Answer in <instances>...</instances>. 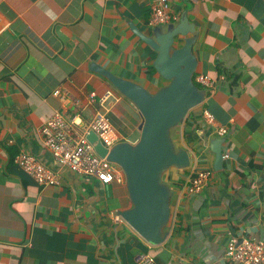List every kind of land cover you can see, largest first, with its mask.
Segmentation results:
<instances>
[{
  "label": "crops",
  "instance_id": "crops-1",
  "mask_svg": "<svg viewBox=\"0 0 264 264\" xmlns=\"http://www.w3.org/2000/svg\"><path fill=\"white\" fill-rule=\"evenodd\" d=\"M157 1L0 0V264H138L144 254L158 264H234L225 257L232 238L264 241V0H169L174 23L184 15L195 25L196 75L216 88L174 132L193 161L169 177L172 219L162 244L120 217L132 208L126 182L107 187L77 175L44 145L41 128L53 116L77 119L84 131L97 113L121 142L139 141V110L93 67L153 93L168 84L154 68L157 53L136 34H151ZM217 127L227 129L229 155L220 171L211 147ZM25 151L59 183L29 177L15 162ZM204 170L209 184L189 194V175Z\"/></svg>",
  "mask_w": 264,
  "mask_h": 264
},
{
  "label": "water",
  "instance_id": "water-1",
  "mask_svg": "<svg viewBox=\"0 0 264 264\" xmlns=\"http://www.w3.org/2000/svg\"><path fill=\"white\" fill-rule=\"evenodd\" d=\"M136 34L157 53L154 68L168 82L153 93L133 81L116 77L95 65L93 71L106 78L117 91L139 110L143 121L136 144L121 142L105 148L94 133L87 138L99 156L119 166L126 181L132 208L120 212L126 221L149 244H162L165 229L172 219L173 189L169 177H176L192 166V154L174 139L189 112L202 105L207 91L194 82L198 61L194 55L197 41L195 25L182 16L179 23L155 27L150 35ZM224 138L211 143L215 170L224 166Z\"/></svg>",
  "mask_w": 264,
  "mask_h": 264
},
{
  "label": "built area",
  "instance_id": "built-area-1",
  "mask_svg": "<svg viewBox=\"0 0 264 264\" xmlns=\"http://www.w3.org/2000/svg\"><path fill=\"white\" fill-rule=\"evenodd\" d=\"M177 18L173 15L169 0H158L152 6L150 27H157L174 23ZM194 82L203 87L207 93H213L216 88V81L206 75H196ZM56 97L68 100L72 104H78L71 99L69 91L57 90ZM108 95L100 99L103 103ZM91 102L96 101V94L89 95ZM205 120L210 125H215L214 116L208 112L203 113ZM69 123L61 115H55L49 119L41 128L44 138V145L50 151L54 161L62 168L71 172L93 179L102 186H110L114 182H125V175L122 169L116 164L110 163L106 158L99 156L95 149L96 144H92L87 136L94 133L102 145L111 150L121 142L118 131L112 125L106 114L97 113L84 131L76 128L81 125L77 119ZM216 134L223 138L227 134V129L217 127ZM229 159L228 154H224L223 160ZM15 162L23 171L31 177L39 186H52L59 183V176L41 163L37 157L30 152H22L15 159ZM212 172L210 170L195 171L188 177L187 192L191 195L200 192L209 184ZM120 220V219H118ZM225 257L234 264H264V241H253L251 239L232 238L226 249ZM138 264H158L155 259L144 254L139 257Z\"/></svg>",
  "mask_w": 264,
  "mask_h": 264
},
{
  "label": "clouds",
  "instance_id": "clouds-1",
  "mask_svg": "<svg viewBox=\"0 0 264 264\" xmlns=\"http://www.w3.org/2000/svg\"><path fill=\"white\" fill-rule=\"evenodd\" d=\"M195 76H196V74H195ZM196 84V83H195ZM197 85V84H196ZM121 143V142H120ZM126 182V181H125Z\"/></svg>",
  "mask_w": 264,
  "mask_h": 264
},
{
  "label": "trees",
  "instance_id": "trees-1",
  "mask_svg": "<svg viewBox=\"0 0 264 264\" xmlns=\"http://www.w3.org/2000/svg\"><path fill=\"white\" fill-rule=\"evenodd\" d=\"M195 77V76H194ZM198 87H200L198 84H197Z\"/></svg>",
  "mask_w": 264,
  "mask_h": 264
}]
</instances>
